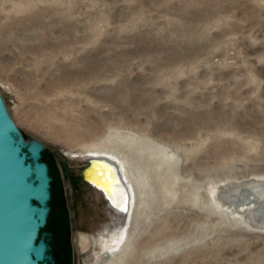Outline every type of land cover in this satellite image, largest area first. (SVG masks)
I'll return each instance as SVG.
<instances>
[{
  "label": "rangeland",
  "instance_id": "1",
  "mask_svg": "<svg viewBox=\"0 0 264 264\" xmlns=\"http://www.w3.org/2000/svg\"><path fill=\"white\" fill-rule=\"evenodd\" d=\"M0 92L46 146L71 264L117 254L108 204L81 178L86 148L116 132L165 144L178 174L177 197L138 219L129 264H264V230L210 193L264 175V0H0Z\"/></svg>",
  "mask_w": 264,
  "mask_h": 264
},
{
  "label": "bare ground",
  "instance_id": "2",
  "mask_svg": "<svg viewBox=\"0 0 264 264\" xmlns=\"http://www.w3.org/2000/svg\"><path fill=\"white\" fill-rule=\"evenodd\" d=\"M144 136L147 135L144 134ZM144 136L136 132L134 134L116 132L107 140L105 138L106 141L103 144L85 147L89 153L86 158L94 163L86 173V179L95 186L94 188L100 192L104 200L105 197L109 199L108 203L113 214V224L109 230L108 241L119 248L117 254L112 251L114 254L108 264H129V257L135 248L134 229H137L135 226L140 216L146 214L149 200L157 198L158 193H162L164 201L169 203L177 197L176 193L179 190H175L178 174L172 166V161L175 159L174 154L165 148V144L160 146L157 144L159 142L156 143ZM262 177L261 180L253 181V179L247 183L228 184L227 182V185L224 183L226 186L223 183L222 185L215 183L210 193L215 195L214 198L212 197L213 202L221 215L225 216L228 213L238 223L264 230V179ZM199 198L200 193L196 191L193 199L198 200ZM251 198L254 199L251 200ZM247 200L251 202L241 203ZM80 238L78 243L87 249L91 243L90 239L84 234H81ZM109 243L102 246L113 249L114 247L109 246Z\"/></svg>",
  "mask_w": 264,
  "mask_h": 264
},
{
  "label": "water",
  "instance_id": "3",
  "mask_svg": "<svg viewBox=\"0 0 264 264\" xmlns=\"http://www.w3.org/2000/svg\"><path fill=\"white\" fill-rule=\"evenodd\" d=\"M45 151L41 141L20 131L0 92V264H57L52 235L42 232L51 214L53 181ZM93 164L88 159L81 178L94 188L86 179Z\"/></svg>",
  "mask_w": 264,
  "mask_h": 264
},
{
  "label": "trees",
  "instance_id": "4",
  "mask_svg": "<svg viewBox=\"0 0 264 264\" xmlns=\"http://www.w3.org/2000/svg\"><path fill=\"white\" fill-rule=\"evenodd\" d=\"M43 161H45L48 165L49 163L45 160L44 154H43ZM50 167V165H49ZM50 173H51V168H50ZM53 178V176H52ZM54 200H56V193L54 190V179L52 181V201H51V214L48 220V225L47 227L42 230L43 231H47L49 233H51L52 238H53V242H52V246L53 248H56L57 243L60 242V240L62 241V235L66 236V242L69 241V237H68V232H69V219H68V215H67V211L65 208V199L63 196L62 191H60L59 193V204L61 205V211L58 217L57 222L55 223V226L53 229H51V225H52V213H53V206H54ZM64 240V241H65Z\"/></svg>",
  "mask_w": 264,
  "mask_h": 264
},
{
  "label": "flooded vegetation",
  "instance_id": "5",
  "mask_svg": "<svg viewBox=\"0 0 264 264\" xmlns=\"http://www.w3.org/2000/svg\"><path fill=\"white\" fill-rule=\"evenodd\" d=\"M70 231L68 232L69 241L66 242V236L62 235V241L57 243L54 248L53 257L57 264H68L72 262V245L70 242ZM65 240V241H64Z\"/></svg>",
  "mask_w": 264,
  "mask_h": 264
},
{
  "label": "crops",
  "instance_id": "6",
  "mask_svg": "<svg viewBox=\"0 0 264 264\" xmlns=\"http://www.w3.org/2000/svg\"><path fill=\"white\" fill-rule=\"evenodd\" d=\"M111 213H112V210H111ZM112 216H113V214H112Z\"/></svg>",
  "mask_w": 264,
  "mask_h": 264
},
{
  "label": "snow or ice",
  "instance_id": "7",
  "mask_svg": "<svg viewBox=\"0 0 264 264\" xmlns=\"http://www.w3.org/2000/svg\"><path fill=\"white\" fill-rule=\"evenodd\" d=\"M123 210H125V211H126V209H123Z\"/></svg>",
  "mask_w": 264,
  "mask_h": 264
}]
</instances>
